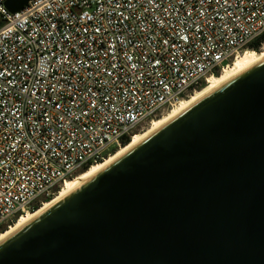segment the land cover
<instances>
[{
  "label": "built area",
  "instance_id": "obj_1",
  "mask_svg": "<svg viewBox=\"0 0 264 264\" xmlns=\"http://www.w3.org/2000/svg\"><path fill=\"white\" fill-rule=\"evenodd\" d=\"M7 1L0 230L264 36V0H30L16 13Z\"/></svg>",
  "mask_w": 264,
  "mask_h": 264
},
{
  "label": "water",
  "instance_id": "obj_2",
  "mask_svg": "<svg viewBox=\"0 0 264 264\" xmlns=\"http://www.w3.org/2000/svg\"><path fill=\"white\" fill-rule=\"evenodd\" d=\"M0 264H264V60L1 241Z\"/></svg>",
  "mask_w": 264,
  "mask_h": 264
},
{
  "label": "bare ground",
  "instance_id": "obj_3",
  "mask_svg": "<svg viewBox=\"0 0 264 264\" xmlns=\"http://www.w3.org/2000/svg\"><path fill=\"white\" fill-rule=\"evenodd\" d=\"M264 60V54L262 55H256V54H250V53H243L240 54L235 60H233V64L229 65V67L225 68L219 77H208L206 86L201 91L197 92L193 97H190L188 100H181L179 103H177L174 108L166 115H164L160 120L158 121H152L151 126L142 134L132 136L130 143L124 147L117 150L114 154L110 155L108 159L106 158L101 163L94 164L91 166V168L81 174L80 176L76 177L73 180L66 181L60 191L58 192V195L53 198L50 202H46L38 211L35 213H28L26 215H23L22 217H19L18 221L14 223L13 226L9 230H7L4 234L0 235V242L18 231L20 228L28 224L30 221H32L35 217L43 213L45 210H47L49 207L57 203L58 201L62 200L69 194H71L73 191H75L77 188H79L81 185H83L86 181H88L90 178L98 174L100 171H102L104 168H106L109 164L114 162L117 158L122 156L124 153H126L128 150L132 149L136 145H138L141 141H143L147 136L158 130L160 127L177 117L179 114L184 112L186 109L190 108L193 104L198 102L200 99L204 98L226 82L230 81L243 71L247 70L248 68L256 65L257 63Z\"/></svg>",
  "mask_w": 264,
  "mask_h": 264
},
{
  "label": "trees",
  "instance_id": "obj_4",
  "mask_svg": "<svg viewBox=\"0 0 264 264\" xmlns=\"http://www.w3.org/2000/svg\"><path fill=\"white\" fill-rule=\"evenodd\" d=\"M262 43H264V36L261 37L260 39H258L257 41L253 42L252 44H250V45L247 47L246 50H251L252 52L258 54V53L260 52V48H261V44H262ZM214 76H215V77H218V76H219V73H216ZM204 88H205V83L202 84L201 86H199L198 88H196V89H195V92H196V91H201V90L204 89ZM192 93H194V91H192L191 94H192ZM130 141H131V139H130L129 137L126 138V139H124V140L122 141V148L126 147V146L130 143ZM112 154H114V153H112ZM101 162H102V161H101ZM101 162H99V163H101ZM91 166H93V165H88V166H86V167L80 172V175L83 174V173H85V172H87V171L91 168ZM50 201H51V199H47V200H45V202H50ZM35 210H37V208H36ZM17 219H18V217L14 220V222H16ZM6 231H7L6 228H5V229H1V230H0V233H5Z\"/></svg>",
  "mask_w": 264,
  "mask_h": 264
},
{
  "label": "rangeland",
  "instance_id": "obj_5",
  "mask_svg": "<svg viewBox=\"0 0 264 264\" xmlns=\"http://www.w3.org/2000/svg\"><path fill=\"white\" fill-rule=\"evenodd\" d=\"M0 21H1V18H0ZM243 53L256 54V53L252 52L251 50H246V51L242 52L241 54H243ZM262 54H264V50H261V52H259V53L256 54V55H262ZM232 64H233V63H232ZM232 64H230V65H232ZM220 74H221V73H219V76H220ZM219 76H218V77H219ZM205 86H206V84H205ZM197 92H199V91H196V92L192 93V94L190 95V97H193ZM190 97H189V98H190ZM189 98H186V99H183V100H188ZM173 108H174V107H171V108L165 110V111L162 113V115L159 116L158 118L154 119V121H158V120H160L164 115L168 114ZM151 124H152V120H149L146 124H144V128H143L142 130L136 131V132L134 133L133 136L144 133V132L147 131V129L151 126ZM119 149H120V148H119ZM119 149H117V150H119ZM117 150H115L113 153H115ZM107 159H108V157H107ZM59 191H60V190H59ZM57 195H58V194H57ZM57 195H55L53 198H55ZM53 198H51V200H52ZM18 219H19V218H18ZM18 219H17V221H18ZM17 221H16V222H17ZM16 222H15V223H16ZM12 226H13V225H12ZM8 230H9V229H8ZM2 234H4V233H0V235H2Z\"/></svg>",
  "mask_w": 264,
  "mask_h": 264
}]
</instances>
